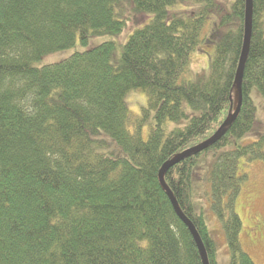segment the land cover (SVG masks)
<instances>
[{
  "label": "trees",
  "instance_id": "trees-1",
  "mask_svg": "<svg viewBox=\"0 0 264 264\" xmlns=\"http://www.w3.org/2000/svg\"><path fill=\"white\" fill-rule=\"evenodd\" d=\"M223 1L0 0V264H202L159 171L209 140L237 107L245 0ZM123 3L152 17L128 37L117 65L111 41L32 65L77 40L120 35L126 20L116 6ZM179 3L186 11L167 21L168 8ZM210 39L208 76L179 82ZM253 90L264 102V0H253L235 121L219 141L164 175L209 264H219L216 242L195 211L191 185L194 166L209 152L206 194L225 235L227 264H254L241 246L235 211L245 179L239 160L264 161V135L239 143L255 127ZM133 91L146 97L138 116L125 102ZM183 121L168 130L169 122ZM112 145L126 157H115L121 153Z\"/></svg>",
  "mask_w": 264,
  "mask_h": 264
},
{
  "label": "rangeland",
  "instance_id": "rangeland-1",
  "mask_svg": "<svg viewBox=\"0 0 264 264\" xmlns=\"http://www.w3.org/2000/svg\"><path fill=\"white\" fill-rule=\"evenodd\" d=\"M219 1L221 4L224 3L223 0ZM185 9H187V7L180 3L174 7L168 8L167 21H170L173 15L186 11ZM116 11L120 12L122 19L126 20V25L120 35L114 37L90 36L85 44H81L77 40L72 47L48 54L32 65L36 68H41L46 65L58 63L76 52L89 50L107 41L114 43L115 47L112 53L111 63L117 65L122 54V47L128 40V37L136 29L147 24L152 15L135 14L125 3L121 4L120 7L116 6ZM200 46L201 47L198 49L199 51L192 56L190 67L193 71L186 76L183 75L179 82H192L195 80L196 75L208 76L214 44H212V39H210L205 43H201ZM251 97L256 107L255 127L251 132L239 140V143L242 144L254 142L259 139L261 135H264V102L256 90H253ZM125 102L130 113L133 116H138L141 109L146 106V97L142 92L133 91L126 96ZM186 111L189 110L186 109ZM184 124V121L179 124L169 122L168 130L176 126L182 127ZM151 126H153L152 118L147 120L142 126L141 135L144 141H146L148 137V131ZM110 148V151L121 153V155L116 154L115 157H126L125 152L119 146L112 145ZM213 161V153L209 152L202 156L194 166L192 171H194L195 175L191 183L192 203L195 205L196 212L203 213L208 231L216 242L217 260L219 264H227L229 256L225 235L220 227L218 219L209 208L208 196L206 194L207 184L205 176L209 172ZM238 175H245L235 205V211L241 220L239 240L243 250L251 257L254 264H264V161H249L246 158H241L239 160Z\"/></svg>",
  "mask_w": 264,
  "mask_h": 264
},
{
  "label": "water",
  "instance_id": "water-1",
  "mask_svg": "<svg viewBox=\"0 0 264 264\" xmlns=\"http://www.w3.org/2000/svg\"><path fill=\"white\" fill-rule=\"evenodd\" d=\"M252 10H253V0H245L243 46H242L241 56H240V60H239V64H238V68H237V72H236V76H235V84H236V89H237V94H238L237 107L235 108L234 112L230 116H228L226 120H224L222 125L219 127V129L215 132V134L209 140L203 142L202 144H200L198 146H195L193 148H190V149L182 152L181 154L176 156L174 159L165 163L162 166L161 170L159 171V183H160L163 191L167 194L176 215L185 224V226L188 228L191 236L193 237V240H194L196 247L199 251V254L201 256L202 264H209L203 243H202L197 231L195 230L193 224L182 213V211L179 208L175 198L173 197V194L171 193V191L166 186L165 181H164V175L171 167L180 163L188 155L201 153V152L207 150L209 147H211L217 141H219L222 138V136H224L226 129L235 121V119L238 115L240 103H241V100H240L241 83H242L244 65H245L247 55L249 52V44H250V38H251V32H252Z\"/></svg>",
  "mask_w": 264,
  "mask_h": 264
}]
</instances>
